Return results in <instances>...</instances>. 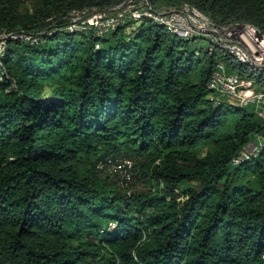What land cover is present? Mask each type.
I'll list each match as a JSON object with an SVG mask.
<instances>
[{"label":"trees","instance_id":"1","mask_svg":"<svg viewBox=\"0 0 264 264\" xmlns=\"http://www.w3.org/2000/svg\"><path fill=\"white\" fill-rule=\"evenodd\" d=\"M123 1L0 0V31L36 38L0 52V264H264V117L206 85L219 62L263 74L150 19L65 28ZM183 2L264 32V0H150ZM128 157L146 189L98 174Z\"/></svg>","mask_w":264,"mask_h":264},{"label":"built area","instance_id":"2","mask_svg":"<svg viewBox=\"0 0 264 264\" xmlns=\"http://www.w3.org/2000/svg\"><path fill=\"white\" fill-rule=\"evenodd\" d=\"M124 4L129 7V14L119 10ZM125 16H128L131 22L137 24L143 19H150L152 22L161 24L171 34L179 37L205 35L230 53L235 60L249 64L264 76L263 31L247 22H235L224 26L216 25L206 13L188 2H183L178 9L156 10L152 8L150 0H124L111 6L109 10L108 8L72 10L67 16L68 22L65 28L70 32L93 28L97 34L101 35L125 22ZM133 26L135 25L132 24L130 28ZM219 31H222L223 34H220ZM8 36L25 38L31 41L36 40L31 34H25L24 32H8L6 37ZM221 63L219 62L217 67L212 70L206 84L210 89V98H219L220 95H224L227 100L231 102L234 100L241 105L253 103L257 115L264 117V90L255 89L252 78L241 77L237 73L226 71ZM250 154V152L243 153L242 151L239 157L247 158ZM238 160L236 158L233 161L238 162ZM126 161L124 159L127 164ZM117 168V164L114 163L113 170L117 171ZM123 175L124 179L130 178L127 169L124 170Z\"/></svg>","mask_w":264,"mask_h":264},{"label":"rangeland","instance_id":"3","mask_svg":"<svg viewBox=\"0 0 264 264\" xmlns=\"http://www.w3.org/2000/svg\"><path fill=\"white\" fill-rule=\"evenodd\" d=\"M26 2H27V0H26ZM107 8L109 10L111 8V6L110 7H107ZM128 8L129 7H127V4H124V5H122L120 7L119 10H121L123 13L129 14ZM124 21L125 22L130 21L129 20V17L128 16H125ZM54 23L56 24V22H53L52 23V27H53V24ZM132 24L133 25H136L137 23L131 22V25ZM49 25L51 26V24H49ZM49 25L47 27H50ZM131 25L127 26L126 27V30H129V28H130ZM46 29H48V28H46ZM219 33L220 34H223L222 31H219ZM6 34H7L6 32L0 31V52L2 50L1 47L4 46V44H5ZM205 39H206V37L205 38H198V40H197L198 42L197 43L200 42L201 44H207V41ZM221 64L225 68V65L223 63H221ZM225 70L227 71L226 68H225ZM228 72H232V71H228ZM233 73H237V72H233ZM258 87L261 88L259 90H262V89H264V84H260V85H258ZM233 102H235V101L233 100ZM235 103H237V102H235ZM255 150H256L255 142H254V140H251L244 147L243 153L250 152L252 154L253 152H255ZM134 159H135V157L125 158V161L127 160L126 162H128L127 164L124 162V159H122V158H119V159L117 158V159H114L112 161L110 160V161L100 162L97 165L98 174L101 175V176L107 175L115 183L122 184V185H124V186H126L128 188H131V190L132 189H135V188L136 189H143V188L146 189V186L144 185V181L140 180V178L138 176V171H137L138 164L136 162V159L135 160ZM114 163L117 164V167H118L117 168V171H114L113 170ZM126 169L130 173V178L129 179H124L125 177L123 175V172Z\"/></svg>","mask_w":264,"mask_h":264}]
</instances>
